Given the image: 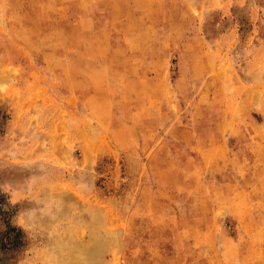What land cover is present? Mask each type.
<instances>
[{
  "label": "rangeland",
  "instance_id": "1",
  "mask_svg": "<svg viewBox=\"0 0 264 264\" xmlns=\"http://www.w3.org/2000/svg\"><path fill=\"white\" fill-rule=\"evenodd\" d=\"M0 264H264V0H0Z\"/></svg>",
  "mask_w": 264,
  "mask_h": 264
}]
</instances>
